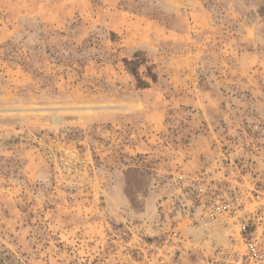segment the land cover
I'll list each match as a JSON object with an SVG mask.
<instances>
[{
	"label": "rangeland",
	"instance_id": "obj_1",
	"mask_svg": "<svg viewBox=\"0 0 264 264\" xmlns=\"http://www.w3.org/2000/svg\"><path fill=\"white\" fill-rule=\"evenodd\" d=\"M218 184L264 191V0H0V264H203Z\"/></svg>",
	"mask_w": 264,
	"mask_h": 264
},
{
	"label": "built area",
	"instance_id": "obj_2",
	"mask_svg": "<svg viewBox=\"0 0 264 264\" xmlns=\"http://www.w3.org/2000/svg\"><path fill=\"white\" fill-rule=\"evenodd\" d=\"M254 145L251 153L258 154ZM203 198L201 209L204 219L215 221L232 234L225 243L211 246L209 255L202 258L203 264H264V191L262 186L252 190L229 188L218 184L215 188H196ZM255 205L252 210L247 205ZM173 251L166 254L167 260L160 264H186L183 261V246L177 233L169 239ZM188 255L189 252H186ZM195 256V252L191 253Z\"/></svg>",
	"mask_w": 264,
	"mask_h": 264
}]
</instances>
